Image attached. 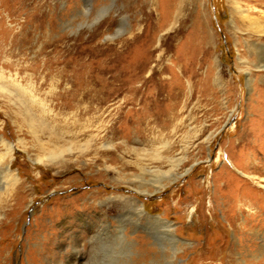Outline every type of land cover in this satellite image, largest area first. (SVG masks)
Returning a JSON list of instances; mask_svg holds the SVG:
<instances>
[{
	"label": "rangeland",
	"instance_id": "374dc122",
	"mask_svg": "<svg viewBox=\"0 0 264 264\" xmlns=\"http://www.w3.org/2000/svg\"><path fill=\"white\" fill-rule=\"evenodd\" d=\"M256 4L0 0V82L30 91L51 125L67 130L63 149L72 147L56 161L40 155L19 106L0 92V138L19 145L12 166L21 177L4 195L0 168V264H73L76 255L80 264H264V8ZM49 57L70 61L81 84L91 65L117 68L137 92L88 114L59 108L50 103L56 78L35 72ZM132 93L136 104H121ZM45 132L39 142L53 145ZM157 150L181 158L185 173L158 191L143 181ZM153 216L186 242L174 256Z\"/></svg>",
	"mask_w": 264,
	"mask_h": 264
},
{
	"label": "bare ground",
	"instance_id": "6f19581e",
	"mask_svg": "<svg viewBox=\"0 0 264 264\" xmlns=\"http://www.w3.org/2000/svg\"><path fill=\"white\" fill-rule=\"evenodd\" d=\"M252 1H255L257 3L256 4L257 6L264 8V0H252ZM236 3H238V1H236ZM261 45L263 46L262 52H264V43H261ZM43 50L46 51L45 48H43ZM46 53H47L46 55L51 54L48 52ZM69 65H70V61H67L66 59L65 60L58 58L52 59L49 57L44 61V64L40 69L35 70L37 74L43 73L46 78H51V79L56 78L54 80H56L58 89L56 91L53 90L51 91L54 99L50 103H52L55 106H59V108L80 107L82 108L83 114H88L92 108L102 107V106L104 107V105L107 102H109L112 98L117 97V95L122 94L126 90H130V92H135L134 91L135 89L129 87V83L131 80L122 78L121 70H117V68L114 69V67H110L109 72L106 70L107 72L105 73H98L97 69L95 67H92L91 65L87 70V75H86L87 78L86 79L84 78L85 81L83 84H81L79 80L76 78L75 73H73L74 71L69 67ZM108 74L110 75L108 76L107 79L101 78L100 76V75L106 76ZM66 82L72 83V86L65 87L64 84ZM13 86H14L13 90L15 93L9 90L7 88V85L0 82V92L6 93L8 96H11L15 100L16 105L19 106L18 107L19 113L21 112L20 115H22L23 117L22 121L30 129V133L33 135L34 140L36 142L35 146L38 148L39 151L38 153H40V155H43L44 157L45 156L48 157L52 161L61 159L63 157L64 151L72 150V147L70 145L67 146L69 143L66 144V148L64 149H63L64 146H61L62 145L61 143L64 141V135L67 130L62 131L58 126L51 125L48 114H46V111L42 108L41 103L35 97H32L29 93L30 91H28L24 86H22L19 83H14ZM135 93H132V95L125 96L121 104H123L124 106L135 105L136 101L138 100L136 96L137 94ZM21 97L23 99L27 98L28 100L26 99L22 100ZM45 131L49 133V138L53 144V145H47L49 147H47L46 144L39 142L40 133H43ZM0 141L3 144L2 146L3 148H0V168L2 169L3 175L7 180L4 188L5 189L4 195H7V193L12 192V190L15 189L16 185L21 182V177L16 172V170L13 169L12 166V162L14 159V150L15 147L19 145L12 144V142L2 137L0 138ZM19 144L23 146L22 139H19ZM164 145L167 146L166 143H164ZM154 158H155L154 161L157 165L156 167H154V169L148 170V173L151 174V178L143 179V181L147 183L149 186L154 187L157 191L164 189L169 185L174 184L185 174L184 172L182 173L179 172V165L181 164V158L175 157L174 155L171 156V155L163 154L159 150L156 151ZM39 161H41L40 158ZM165 164L168 166V168L166 170H163L162 168L164 167ZM238 199L234 197L235 204L239 202ZM137 208H139L140 213H144V209H142L141 205H138ZM153 218L159 224L160 227L165 228L163 229L165 230L164 235L166 234L167 239L169 240L168 242H172L173 244L172 256H174V254L176 252H179L181 246L183 244H186V242L180 240L175 235L174 233L175 228L173 223L164 220L160 216H153ZM230 226L233 227L232 224H230ZM81 258H82L81 255H76L73 258L74 261L73 264H80L82 260Z\"/></svg>",
	"mask_w": 264,
	"mask_h": 264
}]
</instances>
